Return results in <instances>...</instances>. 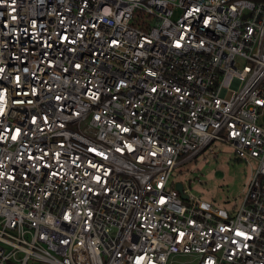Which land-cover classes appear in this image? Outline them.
I'll use <instances>...</instances> for the list:
<instances>
[{
	"label": "built area",
	"instance_id": "obj_1",
	"mask_svg": "<svg viewBox=\"0 0 264 264\" xmlns=\"http://www.w3.org/2000/svg\"><path fill=\"white\" fill-rule=\"evenodd\" d=\"M253 163L237 208L174 167ZM264 264V0H0V264Z\"/></svg>",
	"mask_w": 264,
	"mask_h": 264
},
{
	"label": "rangeland",
	"instance_id": "obj_2",
	"mask_svg": "<svg viewBox=\"0 0 264 264\" xmlns=\"http://www.w3.org/2000/svg\"><path fill=\"white\" fill-rule=\"evenodd\" d=\"M213 148L214 153H201L174 167L170 181L181 182L215 210L236 209L253 163L239 159L232 148L222 142H215ZM192 260V255H178L170 264H194Z\"/></svg>",
	"mask_w": 264,
	"mask_h": 264
},
{
	"label": "water",
	"instance_id": "obj_3",
	"mask_svg": "<svg viewBox=\"0 0 264 264\" xmlns=\"http://www.w3.org/2000/svg\"><path fill=\"white\" fill-rule=\"evenodd\" d=\"M176 189L180 192V195L182 198L186 199L187 195L182 192V183L181 182H176Z\"/></svg>",
	"mask_w": 264,
	"mask_h": 264
}]
</instances>
